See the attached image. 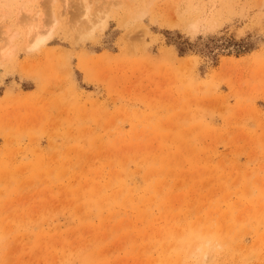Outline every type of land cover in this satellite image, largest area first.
<instances>
[{"label":"rangeland","instance_id":"rangeland-1","mask_svg":"<svg viewBox=\"0 0 264 264\" xmlns=\"http://www.w3.org/2000/svg\"><path fill=\"white\" fill-rule=\"evenodd\" d=\"M0 264H264V0H0Z\"/></svg>","mask_w":264,"mask_h":264},{"label":"bare ground","instance_id":"bare-ground-1","mask_svg":"<svg viewBox=\"0 0 264 264\" xmlns=\"http://www.w3.org/2000/svg\"><path fill=\"white\" fill-rule=\"evenodd\" d=\"M189 31H190L191 33H195V32L197 31V26H196L195 24H191V25L189 26ZM37 37H38V38H36V39H37V43L43 41V39H40L39 36H37Z\"/></svg>","mask_w":264,"mask_h":264}]
</instances>
